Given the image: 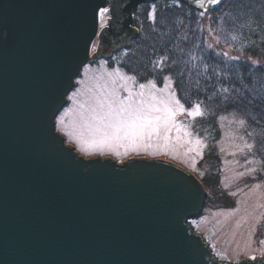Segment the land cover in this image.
I'll use <instances>...</instances> for the list:
<instances>
[{
    "label": "water",
    "instance_id": "95a60500",
    "mask_svg": "<svg viewBox=\"0 0 264 264\" xmlns=\"http://www.w3.org/2000/svg\"><path fill=\"white\" fill-rule=\"evenodd\" d=\"M157 0H0V264H264L219 259L191 219L207 191L165 158L85 157L53 127L85 57L98 7L112 6L95 61L139 38L134 16ZM179 2V0H175ZM195 0H187L194 5ZM194 8V7H193ZM72 14L83 30L68 52L42 22Z\"/></svg>",
    "mask_w": 264,
    "mask_h": 264
},
{
    "label": "snow or ice",
    "instance_id": "6c2138e0",
    "mask_svg": "<svg viewBox=\"0 0 264 264\" xmlns=\"http://www.w3.org/2000/svg\"><path fill=\"white\" fill-rule=\"evenodd\" d=\"M184 3H187V0H179L177 6ZM221 3L222 0H195L192 7L197 10L198 19H202ZM188 15L190 19L191 13ZM149 16L155 23V10L150 12ZM113 19L112 6L106 5L95 10L93 34L84 41L85 57L92 59L82 63L76 73L77 76L83 74L85 78L70 77L73 81L70 87L75 90H70L66 100L71 101L73 107L54 117L55 131L65 138L61 143L71 146L73 152L78 151L82 156H115L121 164H124L125 157L133 153L137 156L163 155L165 153L160 151V145L167 148L173 140L183 141L188 145L194 143L195 150H198L201 140L197 138L193 142L190 124L178 120V117L186 116L193 119L203 117L205 115L203 101H198L190 107L186 106L175 90L176 82L170 73L163 78L162 84H157L155 79L138 83L136 75L127 74L119 65H114L111 71L91 69V64L96 62L95 57L101 48V37L105 30L112 27ZM42 27L44 30L56 29L64 38L67 50L71 53L74 42L83 30V23L69 13L58 20L43 21ZM12 38L13 33L0 26V45L6 44ZM236 39V36H232V40ZM212 49L213 45L209 44L208 50ZM177 54L185 67L192 60L203 59L192 55L190 51L184 53L183 49H178ZM184 55L189 57L187 61L183 60ZM218 55L228 57L230 60H239V57H229L226 51ZM168 59L169 57L164 56L156 61L159 71H164L165 61ZM172 64L175 66L176 60H173ZM252 64L259 67L255 60ZM192 67L195 69L196 65L193 64ZM205 67L212 70L215 76V70L211 69L210 65ZM216 98L225 104L240 103L231 96L230 89L223 86L211 97ZM246 123L243 118L239 120L240 126ZM246 147L253 148L254 145L247 144ZM193 150L192 147L188 149L189 152ZM193 224L194 221L190 222L186 231H191ZM251 259H255V256Z\"/></svg>",
    "mask_w": 264,
    "mask_h": 264
},
{
    "label": "trees",
    "instance_id": "16d2710c",
    "mask_svg": "<svg viewBox=\"0 0 264 264\" xmlns=\"http://www.w3.org/2000/svg\"><path fill=\"white\" fill-rule=\"evenodd\" d=\"M152 3L156 6L155 23L149 16L151 3L142 4L134 16V23L141 34L130 48L115 54L119 64L136 75L139 82L155 79L162 84L163 78L170 73L186 106L203 101L205 115L199 117L198 122L210 131L217 128L218 118L223 113L236 111L243 114L259 132L260 152L264 159V0H222L220 5L208 12L211 15L208 25L219 41L234 52L228 56L239 57V60L219 56L218 53L223 50L215 47L208 50L210 42L206 15L198 19L195 8L185 3L177 6L178 3L173 0ZM232 36L237 39L232 40ZM178 49H183L184 53L190 51L203 59L192 60L185 67L177 54ZM164 56L169 59L161 72L156 67V61ZM188 59L187 55L183 56L184 61ZM173 60H176L175 66ZM253 60L259 67L252 64ZM205 65L215 70V76ZM222 86L229 88L231 96L240 103L225 104L219 98L211 99Z\"/></svg>",
    "mask_w": 264,
    "mask_h": 264
},
{
    "label": "rangeland",
    "instance_id": "374dc122",
    "mask_svg": "<svg viewBox=\"0 0 264 264\" xmlns=\"http://www.w3.org/2000/svg\"><path fill=\"white\" fill-rule=\"evenodd\" d=\"M150 8L151 12L155 10V3H151ZM204 18L210 44L232 55L234 52L230 47L220 41L217 43L218 37L208 25L211 23V15L207 14ZM114 65H119L127 74H132L119 64L117 55L110 59H98L91 64V69L111 71ZM84 78L83 74L76 77ZM72 107V102L67 101L57 116ZM242 118L247 121L244 126L239 124ZM178 120L190 124L193 142L197 138L201 140L198 150H195L194 143L188 145L183 141L173 140L167 148L160 145V151L165 154L141 156L175 161L201 180L208 194L207 199H210L208 203L205 202L200 216L191 219V222L194 221V228L207 239L219 259L238 262L243 258L263 256L264 159L260 152L259 132L243 114L236 111L220 115L214 131L200 125L199 118L180 116ZM172 135L174 137L175 132ZM247 144L254 147L248 148ZM189 147L194 150L189 152ZM136 156L133 153L125 157V160ZM111 157L119 161L115 156Z\"/></svg>",
    "mask_w": 264,
    "mask_h": 264
}]
</instances>
